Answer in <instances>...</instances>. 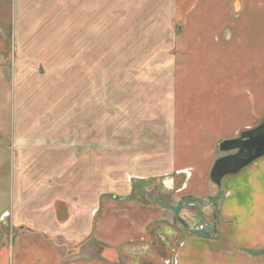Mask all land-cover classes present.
Masks as SVG:
<instances>
[{"label": "rangeland", "instance_id": "374dc122", "mask_svg": "<svg viewBox=\"0 0 264 264\" xmlns=\"http://www.w3.org/2000/svg\"><path fill=\"white\" fill-rule=\"evenodd\" d=\"M12 1L0 0V109L2 129L9 133L2 139L5 142L10 138L7 108L14 79L17 191L23 192L29 204L55 206L61 229L44 236L67 260L83 252L90 241L96 245L94 254L103 257L107 254L105 241L91 235L86 218L92 217L95 224L105 206L118 205L126 184L131 185L135 205L155 201L152 189L148 193L143 192L144 187L136 190L135 178L142 177L139 162L152 165L173 142V52L193 4L179 0H92L96 4L91 23L77 21L79 9H85L79 0H58L55 8L43 6L42 21L33 16L34 2L25 4L19 24L24 31L36 33L33 39L45 52L39 53L36 62L16 70ZM59 31L60 38L53 36ZM226 154L218 149L216 156ZM5 172L4 164L0 166V188L6 184ZM215 187L219 189L216 199L210 195L196 205L186 204L192 212L187 214L190 224L207 226L223 220L222 200L231 192L225 190L223 180ZM231 188L229 182L227 189ZM161 200L171 203L170 198ZM178 220L175 216L174 221ZM0 225L4 237L26 230L18 226L11 230L7 222ZM150 242L155 256L137 254L140 264H158L156 252L161 258L166 254L158 239L153 237ZM127 245L110 248V262L131 264L135 258L130 253L134 259H126ZM258 254H264V249Z\"/></svg>", "mask_w": 264, "mask_h": 264}, {"label": "crops", "instance_id": "0c3cea01", "mask_svg": "<svg viewBox=\"0 0 264 264\" xmlns=\"http://www.w3.org/2000/svg\"><path fill=\"white\" fill-rule=\"evenodd\" d=\"M35 1H12L16 70L36 62L39 53L45 52L33 39L36 33L24 31L19 24L25 4L34 2L33 16L40 21L43 6L59 5L58 0ZM184 1L192 2L193 12L187 14L186 28L177 37L173 52V142L152 165L139 162L142 177L135 178L136 190L144 187L146 193L152 189L155 201L135 205L131 185L126 184L118 205L105 206L95 224L91 216L86 218L91 235L105 241L107 254L103 257L94 254L96 245L90 241L84 246V255L75 253L67 260L46 238L51 231L61 229L55 206L29 204L23 192L17 191V89L12 79L7 108L10 138L5 142L2 139H7L9 133L2 129L4 116L0 109V166H6V184L0 188V222L9 223L11 230L17 226L26 230L21 234L12 232L9 237L0 232V264H114L109 249L125 243L129 244L125 247L128 261L140 253L155 256L151 252L153 237L166 252L162 258L156 252L158 264H264V254H258L264 249V156L223 179L225 190L231 193L228 197L224 194L220 223L209 222L198 231L200 223H189L187 214L191 211L186 207L196 205L202 197L219 196L210 178L219 143L264 120V0H179ZM95 4L79 0L85 9H79L77 21L91 23ZM35 6L40 10L36 12ZM53 36L60 38V31ZM88 39L91 55V25ZM46 45L48 48L49 42ZM42 58L48 60L45 55ZM229 182L231 189H227ZM161 198H170L171 203L163 204ZM175 216L179 222L174 221ZM208 226H212L210 231L206 230ZM130 263L140 264L136 258Z\"/></svg>", "mask_w": 264, "mask_h": 264}, {"label": "water", "instance_id": "95a60500", "mask_svg": "<svg viewBox=\"0 0 264 264\" xmlns=\"http://www.w3.org/2000/svg\"><path fill=\"white\" fill-rule=\"evenodd\" d=\"M264 120L256 127L245 130L239 136L225 139L219 143V150L227 152L217 158L212 167L210 178L218 186L225 176L237 174L245 167L264 156ZM246 154L245 156H243Z\"/></svg>", "mask_w": 264, "mask_h": 264}, {"label": "built area", "instance_id": "2783aa9c", "mask_svg": "<svg viewBox=\"0 0 264 264\" xmlns=\"http://www.w3.org/2000/svg\"><path fill=\"white\" fill-rule=\"evenodd\" d=\"M205 227H206V225H205V224H203V223H200L199 225H197V230H198V231H202V230H204V229H205Z\"/></svg>", "mask_w": 264, "mask_h": 264}, {"label": "flooded vegetation", "instance_id": "af4514ba", "mask_svg": "<svg viewBox=\"0 0 264 264\" xmlns=\"http://www.w3.org/2000/svg\"><path fill=\"white\" fill-rule=\"evenodd\" d=\"M261 132H264V129L263 130H261ZM246 154H244L243 156H245Z\"/></svg>", "mask_w": 264, "mask_h": 264}]
</instances>
